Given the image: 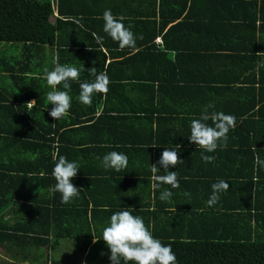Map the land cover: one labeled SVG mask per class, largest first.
<instances>
[{
	"label": "trees",
	"instance_id": "obj_1",
	"mask_svg": "<svg viewBox=\"0 0 264 264\" xmlns=\"http://www.w3.org/2000/svg\"><path fill=\"white\" fill-rule=\"evenodd\" d=\"M93 2L0 0V115L6 118L0 121V248L9 256L6 264H111L105 242L95 238L116 210L140 216L171 246L176 264H264V169L254 163L264 159V0H113L114 17L136 38L124 49L97 27L103 18L92 19ZM169 24L162 43L155 42ZM57 64L80 70L70 81L69 112L59 121L48 115L51 89L44 79ZM100 73L108 77L107 93L81 104L79 84ZM138 87L148 95L139 110ZM32 98L37 104L29 109ZM207 105L209 112L235 117L226 145L213 153L188 139L191 121ZM117 128L124 139L109 140ZM53 144L79 165L72 182L80 195L68 204L58 192L42 194L56 183ZM164 147L183 160L169 169L177 171L176 188L156 189L148 176L135 202H101L94 184L123 189L121 172L142 175L131 161L144 151L158 161ZM99 150L124 153L127 167L105 171ZM202 154L214 160L207 163ZM166 174L157 168L155 175ZM218 180L229 188L209 207L210 186ZM165 189L172 196L161 201ZM69 240L81 260L59 254Z\"/></svg>",
	"mask_w": 264,
	"mask_h": 264
},
{
	"label": "clouds",
	"instance_id": "obj_2",
	"mask_svg": "<svg viewBox=\"0 0 264 264\" xmlns=\"http://www.w3.org/2000/svg\"><path fill=\"white\" fill-rule=\"evenodd\" d=\"M103 31L113 41L118 43L120 49L126 47L133 48L135 40L133 33L122 22V18H115L110 10L103 12ZM97 44L102 47V41L97 38ZM79 69L57 64L51 71L44 73V79L50 87L46 94V100L52 105L48 115L55 121L65 118L71 107V97L69 95L70 81H77ZM109 80L105 73L96 75L93 82H82L79 84L78 100L81 104L89 105L92 97L96 93H107ZM62 85V89L57 88ZM31 109L37 104L35 100L26 103ZM212 105L205 106L199 119H193L190 124L191 143L199 146L207 153H213L218 147L226 145L227 134L235 127V117L223 112L211 111ZM212 121L209 125L206 121ZM52 159L55 161L51 175L55 184L49 189L50 192L59 193L63 204H68L79 198L81 189L74 186L72 180L76 177L79 165L76 161L68 160L65 156L58 155L57 146L53 144ZM99 166L107 170L119 172L127 167L128 158L124 153L111 151L102 158L98 157ZM201 159L207 163L214 160L213 156L203 155ZM183 160L178 159L175 150L164 147L157 165H151L153 179L157 181L153 185L159 189L161 184L170 185L171 188L178 186L176 172L170 171L171 167L178 165ZM254 163L264 169V159L255 158ZM166 170V175H155L157 168ZM211 195L207 200L209 207L215 205L220 194L227 191L229 184L224 180H218L211 184ZM172 196L169 189L160 192L159 199L166 201ZM95 237V236H94ZM96 240H103L109 250V260L111 264H176V256L171 246L163 244L155 238L149 227L145 225L140 216H134L127 210L113 213L108 225L102 231V237ZM95 242V240H94Z\"/></svg>",
	"mask_w": 264,
	"mask_h": 264
},
{
	"label": "crops",
	"instance_id": "obj_3",
	"mask_svg": "<svg viewBox=\"0 0 264 264\" xmlns=\"http://www.w3.org/2000/svg\"><path fill=\"white\" fill-rule=\"evenodd\" d=\"M107 1H109V0H95V2H93L94 4H91V6H90V8H92V9H88V11H93L94 13H92L91 14V17H92V19H96V16L97 17H101V19H102V16H103V12L105 11V10H112L111 9V7H113L112 5H113V0H112V2L110 3V4H108L107 3ZM106 2V3H105ZM113 14V13H112ZM56 15H57V13H56ZM114 16V15H113ZM120 18V17H119ZM103 24H104V21H101V22H99L98 23V26L97 27H100V26H103ZM173 24V23H172ZM172 24H169L165 29H164V31L163 32H159L158 34H157V36H156V38H155V42H157V43H162V41H163V39H164V37H163V35L167 32V30H169V27L172 25ZM85 25V24H84ZM84 27V26H83ZM160 31V30H159ZM177 54L175 53V56H176ZM141 89V87L139 88H137L136 89V92L137 93H140L139 94V103H138V105H137V110H139L140 108H142V104H145V106H146V103H147V94H145V93H142V91L140 90ZM132 90H134L133 88H131V89H129V91H128V93L127 94H129V93H131L132 92ZM138 95V94H137ZM32 100H35L36 101V99L35 98H32L30 101H32ZM102 101H103V103H104V107L105 106H110V110H112L111 109V107H113V105H111V103L110 102H108V103H106V101H105V98L102 96ZM141 101H142V103H141ZM115 102H117L116 101V99H112V103H115ZM126 103L125 104H127L129 107H131L132 106V104H133V102L132 101H130V100H126L125 101ZM132 102V103H131ZM137 102V101H136ZM117 103H115L114 104V106L116 105ZM103 106V105H102ZM125 107V106H124ZM260 107H261V104H260ZM107 108V107H106ZM258 108V107H257ZM109 109V108H108ZM8 119V118H7ZM0 121H6V118L5 117H2L1 115H0ZM116 123H118L117 122V120H116ZM116 126H119L118 124H116ZM74 127V126H73ZM75 127H76V125H75ZM118 130H114L113 131V133L111 134V135H106L107 137H109L108 139L110 140V138L111 137H113V140H114V138H116V136H118L119 138H122V139H124V137H122L121 136V133L123 132L122 130H120V128H117ZM122 131V132H121ZM11 133H13V132H11ZM131 134V135H130ZM129 135H128V137L130 138V137H133L134 135L133 134H135V132H133V133H130ZM127 136V135H126ZM136 137L138 136H140V134L138 135L137 133H136V135H135ZM137 137V138H138ZM77 138H78V133L76 132V133H74V135L72 136V137H70L69 138V141L71 142L72 140L73 141H76L77 140ZM108 139H107V141H108ZM101 145H107V144H105V143H101ZM92 146H94V145H92ZM114 151V150H113ZM124 152H128V151H125V150H123ZM99 152H100V154H101V157H103L105 154H107V153H109V152H111L110 150L109 151H104V150H99ZM90 154H91V156L92 157H94V156H96V149L95 150H93V151H91L90 152ZM141 157H138V155H137V159L136 160H132L131 161V163H130V165L132 166V168H133V172H137V173H142V175H136V174H134V173H122L121 172V174L120 175H118L119 177H120V180H121V182L119 183L122 187H123V189L121 188V189H119V187H117V188H115L117 185H115V184H117V183H96V184H94L93 182H91V181H86V183H87V185H93L92 187V189H93V191L94 192H97L98 194L99 193H102V195L100 196L101 197V202L102 203H109V202H116V203H122V202H126V201H129V202H131V203H133V202H135L136 201V199H139V197L140 196H142V191L146 188V186H142V180L143 179H147V177L149 176V177H151V179L153 178V173L151 172V165H157L158 166V164H157V158L156 157H153V158H151V155L149 154V152H147V151H144V152H141V155H140ZM100 157V158H101ZM150 160L152 161L151 163H150ZM149 165H150V169H148V167H149ZM159 168V167H158ZM150 170V171H149ZM159 170V169H158ZM149 172L151 173V175L149 174ZM147 173H148V175H147ZM155 174H157V172L155 173ZM101 177V176H100ZM115 181V180H114ZM1 184H3V183H1ZM85 184V183H84ZM53 185L52 184H49L46 188H44V191H43V193L42 194H44V195H46V194H50V191H49V189L52 187ZM0 188H2V185H0ZM92 191V192H93ZM130 196V197H129ZM99 197V198H100ZM119 210H116V212H118Z\"/></svg>",
	"mask_w": 264,
	"mask_h": 264
},
{
	"label": "rangeland",
	"instance_id": "obj_4",
	"mask_svg": "<svg viewBox=\"0 0 264 264\" xmlns=\"http://www.w3.org/2000/svg\"><path fill=\"white\" fill-rule=\"evenodd\" d=\"M71 243H72L71 240H69V242L64 241L62 243V245L58 248V250H60L59 254H62V256L64 257V260H66V261L81 260L82 254L78 250L74 249L73 246H72V250H70L71 249V247H70ZM65 247H67L66 251H65ZM64 251H65V253H64ZM9 260H10L9 256L6 253V251L2 250L0 248V263L6 264L5 261H9Z\"/></svg>",
	"mask_w": 264,
	"mask_h": 264
}]
</instances>
